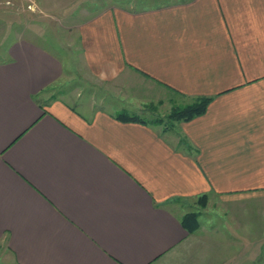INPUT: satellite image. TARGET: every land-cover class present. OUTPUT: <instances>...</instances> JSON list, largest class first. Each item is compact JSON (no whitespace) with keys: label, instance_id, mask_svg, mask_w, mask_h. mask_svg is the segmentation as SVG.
Here are the masks:
<instances>
[{"label":"crops","instance_id":"1","mask_svg":"<svg viewBox=\"0 0 264 264\" xmlns=\"http://www.w3.org/2000/svg\"><path fill=\"white\" fill-rule=\"evenodd\" d=\"M72 15L74 75L121 105L49 95L63 60L30 40L8 47L2 251L14 264H264V0ZM169 96L211 100L169 130L115 118ZM189 212L193 234L180 223Z\"/></svg>","mask_w":264,"mask_h":264},{"label":"rangeland","instance_id":"2","mask_svg":"<svg viewBox=\"0 0 264 264\" xmlns=\"http://www.w3.org/2000/svg\"><path fill=\"white\" fill-rule=\"evenodd\" d=\"M184 0H0V61L6 60L8 47L18 40L36 42L59 56L64 62L65 77L63 83L48 91L49 95L68 94L88 99L87 95L98 98L108 95L103 103L104 108L115 110L121 104L111 99L109 87L88 83L84 77L74 75L73 58L77 52L78 37L71 31L70 15L80 18L93 11L107 7H124L142 9L158 7ZM84 14V15H82ZM113 95V94H112ZM113 100V101H112ZM186 101L178 96L164 97L162 102L151 103L141 107V113L147 121H161V128L169 130L171 122L166 123L173 107L185 106ZM78 104V102H77ZM79 105V104H78ZM97 107L101 104L97 101ZM187 105V104H186ZM135 107V106H133ZM137 110V109H136ZM139 111V110H137ZM198 208H201L197 204ZM195 213V212H189ZM197 213V212H196ZM198 214V213H197ZM0 246V264H14L9 253L3 252Z\"/></svg>","mask_w":264,"mask_h":264},{"label":"trees","instance_id":"3","mask_svg":"<svg viewBox=\"0 0 264 264\" xmlns=\"http://www.w3.org/2000/svg\"><path fill=\"white\" fill-rule=\"evenodd\" d=\"M210 98H196L193 102L180 107H173L170 114L168 115V120L166 123L171 122V126L179 122H189L194 118L203 115L210 103ZM115 118L120 122H133L140 124H151L158 125L161 124L159 120L147 121L145 118L137 115H129L125 112L118 113ZM197 204L204 208L207 204V197L203 195L198 198ZM181 226L188 234H193L199 229L198 214L197 213H187L180 220Z\"/></svg>","mask_w":264,"mask_h":264}]
</instances>
